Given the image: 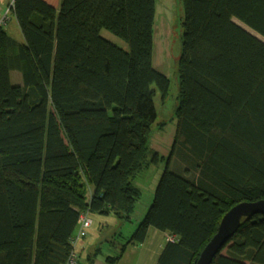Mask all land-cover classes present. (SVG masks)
I'll return each mask as SVG.
<instances>
[{"label": "trees", "instance_id": "16d2710c", "mask_svg": "<svg viewBox=\"0 0 264 264\" xmlns=\"http://www.w3.org/2000/svg\"><path fill=\"white\" fill-rule=\"evenodd\" d=\"M182 3L165 157L151 147L155 96L170 89L154 66L157 0H14L23 41L0 25V264L66 263L81 214L132 221L136 177L161 162L149 208L107 264L151 228L174 238L157 264H197L227 211L264 199V0ZM212 264H264V215L243 218Z\"/></svg>", "mask_w": 264, "mask_h": 264}, {"label": "rangeland", "instance_id": "374dc122", "mask_svg": "<svg viewBox=\"0 0 264 264\" xmlns=\"http://www.w3.org/2000/svg\"><path fill=\"white\" fill-rule=\"evenodd\" d=\"M183 19L184 7L182 0H157L154 34V66L158 71L169 77L170 89L166 98H162L159 92H157L155 96L157 120L152 125L151 147L164 154L168 152L165 157L170 155L176 128V109L178 107L179 95L177 61L180 57L182 48V35L184 31L182 23ZM5 29L15 39H23L20 28L17 27L15 21H13L10 26L6 25ZM103 35L119 45H125L121 39L107 30H103ZM12 81L14 83H23L19 71L12 72ZM153 88H157L156 84H153ZM176 161H178L177 157H172L169 166L172 170L179 171ZM165 165L166 162L152 165L137 175L136 181H138L139 186L142 185V195L136 205L132 221H122L112 214H91V227L86 236L89 238L92 247L89 251L85 249L80 251V255L78 252V259H80L79 263L82 262V264H84L87 262V264H90V254L95 257V262L93 260L95 264H97L99 260L106 261L108 255H113L117 252L120 248V244L124 242V238L126 239L132 235L137 228L140 219L144 217L146 209L149 208L153 200V196L151 195H154L156 186H154V189H151V184L154 183V177L157 175L160 176ZM117 233H121L122 237H118ZM83 238L85 237L80 239ZM146 244L149 249L153 250L156 247V240L149 238ZM139 245L140 244L133 246L139 248ZM97 247L99 248L96 249ZM95 251H97L96 255ZM129 264H132V261H130Z\"/></svg>", "mask_w": 264, "mask_h": 264}, {"label": "crops", "instance_id": "0c3cea01", "mask_svg": "<svg viewBox=\"0 0 264 264\" xmlns=\"http://www.w3.org/2000/svg\"><path fill=\"white\" fill-rule=\"evenodd\" d=\"M47 2L51 3L52 5H54L55 7H59L61 0H46ZM14 0H0V15H3L8 9L11 10L12 5H13ZM15 21L17 27H19V24L17 22V19L15 17V15L13 13L10 12V18L8 21L7 26H10V24ZM20 28V27H19ZM21 31V30H20ZM19 41H23L20 39H17ZM160 152V151H159ZM162 155L166 156L168 154V152H166V154L160 152ZM161 175V173H160ZM158 176L154 177V183L151 184V189H154V186H156V184L158 183L157 180ZM160 178V176H159ZM140 187H142V185H140ZM153 196V195H151ZM154 229V231H153ZM157 230V229H156ZM155 228H151L149 231V235L147 240L153 239L156 240V247L152 250L149 249V247H147L146 243L147 240L143 243L139 245V248H136L135 246H133L132 244L128 245L122 258L119 260L118 264H124V263H130V261H132V264H157L158 263V258L159 255L161 253V251L163 250L164 246L166 245L167 241L171 238V235L167 232H163L160 230L156 231ZM116 246V245H114ZM92 247V244L89 242V238H87V236L83 239H80L78 241V244L76 246V251L77 253L79 252L80 255V251L82 250H87L89 251V249ZM80 259H78V264H82V262H80ZM107 264L105 260H99L97 262V264ZM84 264H87L84 263Z\"/></svg>", "mask_w": 264, "mask_h": 264}, {"label": "water", "instance_id": "95a60500", "mask_svg": "<svg viewBox=\"0 0 264 264\" xmlns=\"http://www.w3.org/2000/svg\"><path fill=\"white\" fill-rule=\"evenodd\" d=\"M264 215V199L243 201L233 206L221 219L217 232L202 250L197 264H212L215 256L239 228L243 218Z\"/></svg>", "mask_w": 264, "mask_h": 264}, {"label": "built area", "instance_id": "2783aa9c", "mask_svg": "<svg viewBox=\"0 0 264 264\" xmlns=\"http://www.w3.org/2000/svg\"><path fill=\"white\" fill-rule=\"evenodd\" d=\"M9 18H10V9H8L3 15H0V25L6 24L7 21L9 20ZM91 222H92L91 217H89L86 214H81L80 219H79L80 230H79V233L77 234V236L73 237V241H72L73 244H76V242L80 238L85 237L87 235L88 230L91 227L90 226ZM170 239L173 240L174 238L171 237ZM76 263H77V254L75 251H73L70 254L67 262L64 264H76Z\"/></svg>", "mask_w": 264, "mask_h": 264}, {"label": "clouds", "instance_id": "9594fccd", "mask_svg": "<svg viewBox=\"0 0 264 264\" xmlns=\"http://www.w3.org/2000/svg\"><path fill=\"white\" fill-rule=\"evenodd\" d=\"M13 6V5H12ZM79 241V240H78ZM78 241L76 242V244H74V250L73 251H75L76 252V254H77V262H78V253H77V251H76V246H77V244H78ZM77 264V263H76Z\"/></svg>", "mask_w": 264, "mask_h": 264}]
</instances>
